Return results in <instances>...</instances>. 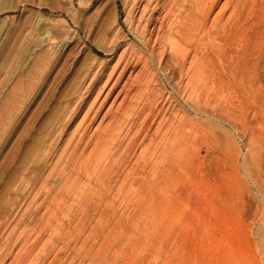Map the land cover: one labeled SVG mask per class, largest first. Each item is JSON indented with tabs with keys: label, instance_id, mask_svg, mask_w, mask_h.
I'll return each instance as SVG.
<instances>
[{
	"label": "rangeland",
	"instance_id": "rangeland-1",
	"mask_svg": "<svg viewBox=\"0 0 264 264\" xmlns=\"http://www.w3.org/2000/svg\"><path fill=\"white\" fill-rule=\"evenodd\" d=\"M173 1L0 0V264L14 262L23 242L26 264H264V56L261 80L233 84L234 96L190 97L186 71L170 70L168 56L154 59L133 31L153 19L145 37L158 55L155 39L178 13ZM134 49L151 61L149 79L136 76L143 65L123 74ZM124 85L136 107L155 99L137 124L115 123ZM180 122L190 131L186 158L174 160L183 169H159L142 188L127 182L146 147L160 149L165 130ZM103 131L112 141L100 161L90 159ZM75 146L80 154L71 160ZM59 190L56 202L69 212L47 210ZM36 200L45 202L37 215ZM51 213L50 226L42 218Z\"/></svg>",
	"mask_w": 264,
	"mask_h": 264
},
{
	"label": "bare ground",
	"instance_id": "bare-ground-1",
	"mask_svg": "<svg viewBox=\"0 0 264 264\" xmlns=\"http://www.w3.org/2000/svg\"><path fill=\"white\" fill-rule=\"evenodd\" d=\"M219 2H220V0H187V1H185V0H178L177 1L176 0V3H173L175 7H174V9L172 8L173 11H175L174 13L178 12L175 21H172V23L170 24V26H169L170 29H168L169 31L167 32L166 37L165 38L164 37H160L159 34H158L159 37H158V39H155L156 41L154 42L155 43L154 45H157L158 46V49H160V52H159L158 55H155V46H152L153 40L151 38H148L149 36L148 37H145V35H146L145 33H147V35H148V32L149 31L147 32V29H149L150 25L152 24V20L153 19H151V18L148 19V21L146 22V25H145V28H144L143 33L142 32L140 33L138 31L139 28L133 29V31L137 34L138 38H140V39L143 38L144 39V41L141 40L143 42V44H144L143 46L145 48H148L151 51V55L153 56L154 59L157 58L159 60V62L161 63V62H163L162 60L164 58H166V56H168L169 57V60H170V64H171L170 65L171 66V69L170 70L173 71L174 69L177 68V69H179V71H180L181 74L185 73V71H186L185 75L187 77L186 79L188 80L187 81L188 82L187 85L190 86V88H191V93L189 92V96L190 97H196L197 99H200V98H203V97H206V98L207 97H210V98L211 97H219L220 94H221V96L223 95L224 97L234 96L236 93H235V90L232 91V87L231 86L233 84H238L239 83L240 85H242L244 87H247L248 85H250L249 83H250L251 79H255V81L261 80V74L258 73V69H260L261 61H262L263 56H264V0H227L225 3H223V5L219 9L218 13L214 17V19L211 21V19H210L211 14L214 12V10L218 6ZM155 6H157V5H155ZM114 40H116V39H114ZM116 44H117V42H116ZM120 44L121 43L118 42V45H120ZM130 46H133V43H130ZM124 54H125V52H124ZM129 54L130 55L128 56V58L126 60V63L124 64L123 69H122L123 74H124V72H127L129 70V68L132 67V66H134V68H136L139 65H143L142 66V70L140 71V74H138L136 76H137V78H140V77L141 78L142 77L143 78H145V77L148 78V76L151 75V64L152 63H151V61H149L150 59L145 54V51L142 49L140 52H138V51H136L134 49V50H131V52ZM170 66H168V67H170ZM102 74L98 73V74H96V77L99 79V78H101L103 76ZM132 75L133 74H131L128 77L131 78ZM153 77H154V74H153ZM153 77H150V80ZM146 79H144L143 81H145ZM148 79L145 81L146 85H147ZM130 80L129 81L127 80L125 84H127V85L128 84H131L132 81L130 83ZM139 80H142V79H139ZM139 83H136V84H139ZM148 83H149V81H148ZM246 83H248V84H246ZM126 87L127 86L124 85V90H127V89H125ZM129 87H131V86H129ZM129 89H131V88H129ZM132 91H133V88H132V90H127L126 91L127 95L124 97L125 99L123 100L125 102V104H124V106H122L121 112L117 115V117L115 119L116 120L115 123L121 122L124 119H127V120L129 119V120H131V121H133L134 123L137 124V122L139 121V119L149 109V107H150L149 105L152 104L151 101H154L155 100L154 98H152L153 95L152 94H149L147 96L146 102L143 103L142 106H138L137 105V107H136V104H134L133 102H131L129 100V95L131 96V92ZM157 91L159 92V90H157ZM162 91L163 90H161V92ZM153 94L155 95L156 93H153ZM167 95L169 97V94L168 93H167ZM253 96H254V94H253ZM171 97H172V94H170V98ZM152 99H154V100H152ZM162 100L163 99H161V101ZM80 102H81V105H82L83 100L80 101ZM155 108H153V109H155ZM74 113H73V115H74ZM150 114H151V112H150ZM152 115H150V116H152ZM155 115H154V117H155ZM115 123L109 126L110 127L109 131L112 130L114 132L113 128L114 127H117V126H114ZM142 123H143V121H142ZM143 124H145V123H143ZM177 125H178L177 127H174L176 125H174V126L172 125L169 129L167 128L168 129L167 131L164 129L166 133H164L163 136H162L161 141H163V142H160L159 141V145H161L160 146V149H159L158 144H157V146H155L154 143H152L153 145H150V146L146 147V150H144L143 153H142L145 156L144 159H143V163H142V160H141V162H139L140 164H135V167L138 165L137 168L134 167L135 169L132 168L133 170L132 169H131L132 171L129 170V173L126 172V173H128L127 177L125 176V178L127 179V182L130 181V180H133V182H132L133 184H135V183L138 182L139 183L138 185L142 188V186H143L144 183H150L151 182L150 180H148V177H150L152 174L155 175V173L156 174L158 173V175H159L162 170L165 171L166 174L167 173L168 174H171L173 171L175 172L176 170L177 171H180L181 169H183V166L184 165H182V163H181L182 160H180L181 162H178L177 161L178 159H177L175 161V163H174V160L176 158H181V159H182V157L183 158H186V157H184L185 153L188 150V147L185 144V142L187 141L186 134H190V133H188L190 131L185 132V129L186 128H185L184 123H182V122H180ZM142 127H143V125H142ZM196 127H197V125H196ZM144 131H145V129H144ZM192 131L194 132V130H192ZM103 132L104 133H102V136L100 137V139L97 140V143H96V147L97 148L94 149L95 151H99V153H96L95 152L94 153L95 155L92 154L95 157L94 156L91 157V155H90V159H94L95 160L98 156H100V149L102 151L104 149V147H106L107 142L112 141V140L107 141L106 138H103L106 135L105 131H103ZM113 132H112V134H114ZM97 134L99 136L101 135V134H99V132H97ZM116 135H114V136H116ZM96 137H98V136H96ZM112 139L114 140L113 137H112ZM132 139H136V137H134ZM108 140H109V138H108ZM79 144H80V141H79ZM85 144H86V142H85ZM82 145L84 146L83 143H82ZM88 145H89V143H88ZM86 146H87V144H86ZM80 147H82V146H80ZM128 147H130V145ZM131 147H132V145H131ZM78 148H79V146H75V147L72 148V150L73 149L74 150L71 151L72 154H70L71 155V160L74 159L75 156H76V154L79 153L77 151ZM118 148L120 149L119 146L117 147V149ZM114 149H115V147H113V150ZM156 150H158L160 152L158 153V151H156ZM117 153H118V151H117ZM82 155H84V154L82 153ZM126 155H129V154L127 153ZM109 156L112 157L111 155H109ZM122 156L124 157L123 154H122ZM101 157H103V156H101ZM101 157H99V158H101ZM115 157H116V154H115ZM130 157H128V158L131 159ZM140 157H142V156H140ZM83 158H84V156L82 157V159ZM99 158L96 159V160L98 161ZM107 159H109V158H107ZM94 160H93V163H94ZM111 160L113 161L114 160V157L111 158ZM68 161L70 162V160H68ZM80 161L83 162L82 160H80ZM87 161H89V160H87ZM173 163H174V165H173ZM140 165L142 167H139ZM172 165H173V168L171 167ZM82 166L83 167L86 166V169L87 170H89V168H90V166L88 165V163H87V165L85 164V165H82ZM79 168H81V167H79ZM159 169H161L160 170V173H159ZM176 176L177 175H175V177ZM166 177H168V176H166ZM158 178H161V177L159 176ZM114 179H116V177ZM149 179H152V178H149ZM90 180H91V177H90ZM121 180H122V178H121ZM183 180H184V178H183ZM65 185H66V182H65ZM147 185H149V184H147ZM130 186H131V184H130ZM149 186H151V185H149ZM69 188H70V186L68 187V189ZM61 189H62V187H61ZM129 190H131V189L129 188ZM59 191H61V190H59ZM49 192H50V190H49ZM69 192H71V191H69ZM69 192H67V194ZM81 192H83V191H81ZM40 193H42V192H40ZM40 193H39L38 196H40ZM88 194H89V192H88ZM62 195H63V193L61 191V192H58V193H55L54 194L53 198H51L52 199L51 200L52 202H50L49 198L46 201L44 200L45 202H50V204H48L49 205V207L47 209L48 211L55 210L56 208L61 211V210H63V209L66 208L65 206L62 207V204L60 202H58V201L56 202V200H58L59 197L62 196ZM127 195H128V192H127ZM47 197L48 196L46 195L45 196V199ZM63 197H60V198H63ZM79 201H81V200H79ZM33 202L34 201H32V203ZM35 202L36 203H39V202H37V200ZM45 202H43L42 204L39 203V205L37 206V208L35 210L33 209L36 215H37L38 212H40L41 209L44 208ZM31 206L33 208L34 204L31 205ZM46 206H47V203H46ZM85 206L83 204L80 205L81 209L85 208ZM28 207L30 208V206H27V208ZM34 207H36V206H34ZM27 208H26V210H27ZM66 209H68V212L70 211V208H66ZM31 214L32 213H30L29 215H31ZM52 214L53 213H51V215L49 214L48 217L49 216L50 217L51 216H55V215H52ZM54 214H55V212H54ZM27 216H28V214H27ZM42 219H43L42 221H44V223H46L47 225L50 224V226H51V224H52V222H51L52 217L46 219V216H43ZM42 221H40V222H42ZM26 232L28 233L27 230H26ZM29 234H30V232H29ZM29 234H28V236H29ZM24 235L27 236V234H24ZM15 237H16V239H18L17 238V235ZM27 237H25V238L28 241ZM14 240H15V238H14ZM6 242L7 241H5V243L2 244V248L5 247ZM8 242H9V238H8ZM13 242L15 243L16 241H13ZM26 244H27V242H23L22 246L19 247L20 250H18V254L17 255H14V260H12L14 262H12V263L15 264V262H16V264H26V260H27L26 255H28V253H29V251H24V250H27V245ZM15 247H16V244H11V246L9 245V247H7V248L13 249ZM16 248H18V247H16ZM1 250L2 249H0V251ZM13 252H15V251H13ZM24 254H25V256H24ZM5 255H6V253H5ZM0 259L1 260L2 259L5 260V257L1 256Z\"/></svg>",
	"mask_w": 264,
	"mask_h": 264
}]
</instances>
